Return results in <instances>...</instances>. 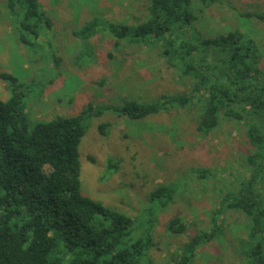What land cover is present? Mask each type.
I'll return each instance as SVG.
<instances>
[{
	"label": "rangeland",
	"instance_id": "1",
	"mask_svg": "<svg viewBox=\"0 0 264 264\" xmlns=\"http://www.w3.org/2000/svg\"><path fill=\"white\" fill-rule=\"evenodd\" d=\"M38 2L50 24L35 37L21 26L20 4L8 8L0 0V74L15 78L0 77V99H8L12 90L20 93L33 121L75 116L90 105L78 146L81 195L131 216L136 227L132 235L152 237L147 251L152 264H173L186 241L212 226L221 196L243 180L246 122L222 117L218 127L203 135L196 130L194 104L141 119L107 109L126 100L146 104L185 93L193 83L180 67L167 64L159 46L129 42L131 36L114 46L108 23L133 27L146 20L148 0ZM192 11L195 31L203 37L234 28L252 37L264 71V22L242 16L264 12V0H193ZM91 21L97 25L81 34ZM102 124L107 125L103 133ZM203 168L208 170L204 179L196 174ZM160 185L173 189L170 199H150ZM175 217L186 224L183 233L167 231L168 220ZM218 218L219 236L195 250L190 264L243 263L238 238H245L247 219L229 209Z\"/></svg>",
	"mask_w": 264,
	"mask_h": 264
},
{
	"label": "trees",
	"instance_id": "2",
	"mask_svg": "<svg viewBox=\"0 0 264 264\" xmlns=\"http://www.w3.org/2000/svg\"><path fill=\"white\" fill-rule=\"evenodd\" d=\"M18 2L23 22L37 37L50 19L38 0ZM209 4L213 0H200ZM149 16L129 27L108 23L114 46L131 36L133 43L162 48L170 67H180L191 77L189 91L162 95L149 103L126 100L107 109L132 119L160 110L196 105V130L206 135L221 118L246 122L248 153L245 173L238 187L221 196L209 229L197 231L175 252L173 264H190L201 245L217 238V224L224 210L240 212L247 219L245 238H238L242 264H264V71L256 41L238 28L203 37L195 31L193 0H148ZM264 22V12H245ZM95 21V20H94ZM91 21L80 31L96 26ZM2 79L15 81L1 73ZM57 116L33 121L25 111L22 95L12 90L0 99V264H152L147 251L152 237L133 236L135 220L80 193L78 146L85 133L84 115ZM107 125L99 126L103 133ZM92 160V158H89ZM197 171V170H196ZM207 169H199V178ZM199 174V175H198ZM173 189L157 186L150 199L171 198ZM167 231L180 234L186 224L180 217L167 222Z\"/></svg>",
	"mask_w": 264,
	"mask_h": 264
}]
</instances>
